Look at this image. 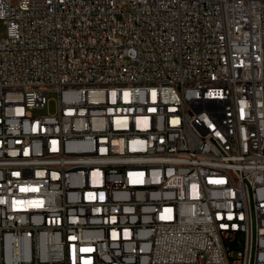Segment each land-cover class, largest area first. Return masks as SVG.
Listing matches in <instances>:
<instances>
[{
	"label": "built area",
	"instance_id": "2783aa9c",
	"mask_svg": "<svg viewBox=\"0 0 264 264\" xmlns=\"http://www.w3.org/2000/svg\"><path fill=\"white\" fill-rule=\"evenodd\" d=\"M0 22V264H264V0Z\"/></svg>",
	"mask_w": 264,
	"mask_h": 264
},
{
	"label": "rangeland",
	"instance_id": "374dc122",
	"mask_svg": "<svg viewBox=\"0 0 264 264\" xmlns=\"http://www.w3.org/2000/svg\"><path fill=\"white\" fill-rule=\"evenodd\" d=\"M2 34H3V24H2V22H0V35H2ZM50 96H51L52 99L56 98L55 94H51ZM53 107H54V101L51 100L50 103H49V109L52 111ZM36 113L37 114H44V113H46V108L38 110Z\"/></svg>",
	"mask_w": 264,
	"mask_h": 264
}]
</instances>
